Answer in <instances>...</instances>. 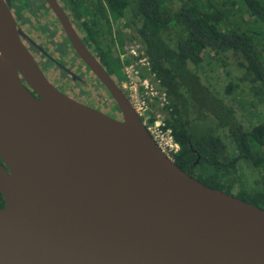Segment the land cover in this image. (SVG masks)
<instances>
[{"label": "water", "instance_id": "water-1", "mask_svg": "<svg viewBox=\"0 0 264 264\" xmlns=\"http://www.w3.org/2000/svg\"><path fill=\"white\" fill-rule=\"evenodd\" d=\"M51 4L124 120L51 84L0 0V264H264V208L168 158Z\"/></svg>", "mask_w": 264, "mask_h": 264}, {"label": "trees", "instance_id": "trees-1", "mask_svg": "<svg viewBox=\"0 0 264 264\" xmlns=\"http://www.w3.org/2000/svg\"><path fill=\"white\" fill-rule=\"evenodd\" d=\"M92 5L101 19L110 13L124 19L130 38L143 44L170 100L167 128L181 145L175 162L214 189L234 195L241 184L234 196L264 208V122L246 128L225 98L247 88L252 106L264 107V0H94ZM118 39L125 43L120 30ZM230 56L237 58L239 76L222 92L219 83L204 77L203 65L216 61L227 67ZM247 162L259 174L254 185L240 179L237 167Z\"/></svg>", "mask_w": 264, "mask_h": 264}, {"label": "flooded vegetation", "instance_id": "flooded-vegetation-1", "mask_svg": "<svg viewBox=\"0 0 264 264\" xmlns=\"http://www.w3.org/2000/svg\"><path fill=\"white\" fill-rule=\"evenodd\" d=\"M50 1L62 10L64 18L117 84L112 67L108 63L109 58L115 57L109 29L112 26L105 23V19H101V15L92 5L94 0ZM50 1L8 0L15 22L24 32L22 42L46 78L60 92L118 121H123L124 116L116 101L76 53L63 22ZM111 19L113 21L117 18L111 15ZM30 92L39 97L34 91Z\"/></svg>", "mask_w": 264, "mask_h": 264}, {"label": "built area", "instance_id": "built-area-1", "mask_svg": "<svg viewBox=\"0 0 264 264\" xmlns=\"http://www.w3.org/2000/svg\"><path fill=\"white\" fill-rule=\"evenodd\" d=\"M123 48L114 51L124 77L120 87L161 150L176 161L181 145L176 141L173 129L167 128L168 94L161 87L139 37L126 39Z\"/></svg>", "mask_w": 264, "mask_h": 264}, {"label": "rangeland", "instance_id": "rangeland-1", "mask_svg": "<svg viewBox=\"0 0 264 264\" xmlns=\"http://www.w3.org/2000/svg\"><path fill=\"white\" fill-rule=\"evenodd\" d=\"M111 13L105 15V23H108L111 28L110 34L112 38V50L115 51L117 48H122L121 51L124 49L123 45L119 42L118 39V32L119 30L123 33V36L125 39H129L131 36V33L125 30V20L115 19L112 21L111 19ZM114 36V37H113ZM116 52V51H115ZM115 52H113L114 56L116 57ZM117 58V57H116ZM107 60V59H106ZM237 58H234L232 56L228 59V66L225 67L223 65H220L216 61H213L211 66H209L206 62L203 65L204 68H207V70L204 72V77H206L211 83L217 84L219 83L221 86L219 88L222 92L225 91V86L229 84L232 80H234V76H239V70L237 69V66L235 64ZM121 63H114L110 64L112 67V71L114 72V77L117 81L118 86H121L122 81L124 80L121 67ZM211 68L212 70H210ZM229 71H231L232 76H229ZM49 73V71L47 72ZM125 93V92H124ZM235 97V99H233ZM226 100L231 103L236 109H237V116L240 122L246 127L250 128L252 125H257L264 122L263 115H260V111H264V107L257 105L256 107L252 106V97L249 94L248 89L242 90L241 88L238 89V91L234 94V96H227L225 95ZM230 155L231 157L236 155V150L233 148L232 144H230ZM238 171L241 176V181L245 180L247 181L246 184L250 185L253 184L256 179L259 178V174L257 172V169L253 166L251 162H247L245 164H239L238 165ZM252 186V185H251ZM250 187V186H248ZM241 191V184H238L236 187V190L233 191L234 195H238Z\"/></svg>", "mask_w": 264, "mask_h": 264}]
</instances>
